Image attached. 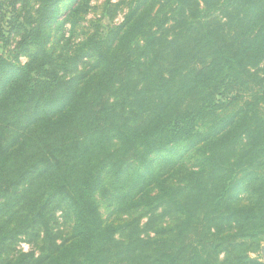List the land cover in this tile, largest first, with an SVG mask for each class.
<instances>
[{"label": "trees", "instance_id": "1", "mask_svg": "<svg viewBox=\"0 0 264 264\" xmlns=\"http://www.w3.org/2000/svg\"><path fill=\"white\" fill-rule=\"evenodd\" d=\"M91 1L0 0V264H264V0Z\"/></svg>", "mask_w": 264, "mask_h": 264}, {"label": "rangeland", "instance_id": "2", "mask_svg": "<svg viewBox=\"0 0 264 264\" xmlns=\"http://www.w3.org/2000/svg\"><path fill=\"white\" fill-rule=\"evenodd\" d=\"M104 1L105 0H92L91 1V3H90L91 9H90L89 13L83 16L84 21L82 22V27L84 29V32H87L88 29L91 28V24L93 22H96L99 19L102 20V24H104L106 26L119 25V24H121L124 21V16L127 13L126 10H123V11L119 12V14L116 16V18L113 21H109L108 19H101L102 18V14H103ZM75 5H76V3L72 4L71 6L74 7ZM15 41L17 42L18 39H15ZM14 47H15V43L9 49H5L3 44L0 43V51L5 53L6 55H9L10 54V50H13ZM21 60H22L23 63H25L27 61L26 58H22ZM177 157H178L177 154H173L172 155L173 159H177ZM182 161L184 162V164L187 165L188 168L192 169V167H194L195 161L193 159L189 160L188 158H185ZM98 200H99V203H100V206H101V212H102L104 218L108 222L119 224L121 222V220L126 219L127 216L113 215L108 210V208L103 203V201L100 198ZM53 228H54L55 232H57L60 235H62L63 238H66L70 234L71 224L66 222L63 219V217L61 216V214H58L57 215V220L53 224ZM32 250H35L37 252V249H36L35 245L29 244L27 242H21L18 245V247H17L16 254H18V252L28 253V252H30ZM261 260L264 262V246H263V252L261 254Z\"/></svg>", "mask_w": 264, "mask_h": 264}]
</instances>
